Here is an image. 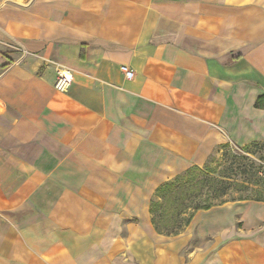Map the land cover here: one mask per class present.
Wrapping results in <instances>:
<instances>
[{
	"label": "crops",
	"instance_id": "0c3cea01",
	"mask_svg": "<svg viewBox=\"0 0 264 264\" xmlns=\"http://www.w3.org/2000/svg\"><path fill=\"white\" fill-rule=\"evenodd\" d=\"M0 40L25 52L0 47V264H264L263 201L176 235L149 213L216 146L264 140V0H0Z\"/></svg>",
	"mask_w": 264,
	"mask_h": 264
},
{
	"label": "trees",
	"instance_id": "16d2710c",
	"mask_svg": "<svg viewBox=\"0 0 264 264\" xmlns=\"http://www.w3.org/2000/svg\"><path fill=\"white\" fill-rule=\"evenodd\" d=\"M254 107H264V94L257 97ZM213 151H221L215 170L209 166ZM213 151L203 166H190L156 187L149 200L151 223L156 232L180 233L198 210L226 202L224 198L235 186L247 194L230 201L264 202V140L244 145L227 142Z\"/></svg>",
	"mask_w": 264,
	"mask_h": 264
},
{
	"label": "rangeland",
	"instance_id": "374dc122",
	"mask_svg": "<svg viewBox=\"0 0 264 264\" xmlns=\"http://www.w3.org/2000/svg\"><path fill=\"white\" fill-rule=\"evenodd\" d=\"M3 48L5 49L4 50L5 52L7 50L10 51L9 53L13 54L12 55L13 58L19 56V51L15 50L13 48H7V47H3ZM209 159H210L209 160V162H210L209 166L214 168V170H215V168L217 169L218 163H219V161L221 159V151H218V152L213 151V153H212V155H211V157ZM201 166H203V165H201ZM246 192L245 191H240V189H238V187L235 186L228 192L227 197H225L224 199L227 200V201H230L232 198H237V197H240V196L244 197L245 194H247ZM206 238H211V237L208 236V237H205V238H201V237L197 236L194 233V231L190 232L189 238H188L189 241H188L185 249L188 250V249L195 248V247L201 245L203 243V239H206Z\"/></svg>",
	"mask_w": 264,
	"mask_h": 264
},
{
	"label": "built area",
	"instance_id": "2783aa9c",
	"mask_svg": "<svg viewBox=\"0 0 264 264\" xmlns=\"http://www.w3.org/2000/svg\"><path fill=\"white\" fill-rule=\"evenodd\" d=\"M0 47L13 48L19 51L22 56L25 54V52L17 44L11 41L0 40ZM120 70L123 72L126 79L130 80L133 78V71L127 68L126 66L121 65ZM55 72L56 78L54 82V87L58 90H65L71 82V72L68 69L58 65L55 67Z\"/></svg>",
	"mask_w": 264,
	"mask_h": 264
}]
</instances>
